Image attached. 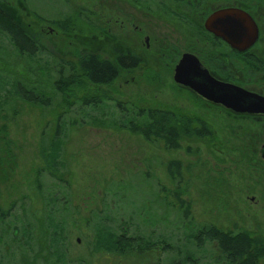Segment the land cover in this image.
Instances as JSON below:
<instances>
[{"label": "rangeland", "instance_id": "1", "mask_svg": "<svg viewBox=\"0 0 264 264\" xmlns=\"http://www.w3.org/2000/svg\"><path fill=\"white\" fill-rule=\"evenodd\" d=\"M0 1L15 2L18 24L33 30L36 44L34 55L19 54L0 32V264H226L213 244L196 242L197 229L264 239L263 120H230L158 83L144 84L141 99L124 86L88 87L96 105L81 93L75 107L58 105L52 84L75 61L65 53L89 36L80 0ZM44 24L63 34L61 47L54 36L47 43L57 53L40 41ZM17 84L40 103L24 102ZM156 108L191 118L193 127L203 122L211 135L167 150L130 132L143 120L139 111ZM43 139L55 140L54 162L42 157ZM173 162L176 180L167 173ZM59 221L58 241L44 242ZM120 239L133 248L117 250Z\"/></svg>", "mask_w": 264, "mask_h": 264}, {"label": "flooded vegetation", "instance_id": "2", "mask_svg": "<svg viewBox=\"0 0 264 264\" xmlns=\"http://www.w3.org/2000/svg\"><path fill=\"white\" fill-rule=\"evenodd\" d=\"M78 3H81V10H85L89 36L86 41L72 43L66 56L75 58L71 62L73 64L87 57L94 58L115 72L109 82L94 87L109 91L117 90L116 86L119 89L124 86L131 89L124 92L125 95L141 99L146 94L144 84H164L172 91L176 89L189 99L197 100L201 107L230 120L239 117L264 118V115L237 114L202 98L174 80L176 67L183 56L188 55L191 57L189 66L193 63L190 60L195 59L200 69L205 70L214 81L264 98V0H80ZM223 9L241 10L257 26L256 41L243 51L232 48L206 29L207 19ZM0 10L13 18L18 16L15 14V2L0 1ZM43 27L39 35L42 44L47 46L48 42H53L51 37L54 36L60 40L61 47L63 34L47 24ZM28 30L30 33L24 29L32 37L33 30ZM55 43L57 45L58 41ZM47 47L58 52L55 46ZM61 73L60 69L57 76ZM257 77L263 80L257 81ZM149 111L175 115L172 111L157 108L138 113L147 117ZM180 118L192 123L191 118ZM191 128L207 126L199 122Z\"/></svg>", "mask_w": 264, "mask_h": 264}, {"label": "trees", "instance_id": "3", "mask_svg": "<svg viewBox=\"0 0 264 264\" xmlns=\"http://www.w3.org/2000/svg\"><path fill=\"white\" fill-rule=\"evenodd\" d=\"M17 17L13 18L8 13L0 10V32L12 40L19 54L34 55L36 44L23 31V27L18 24ZM65 65L68 68V72L65 74L62 72L56 77L52 84V90L61 98L57 104H62L68 109L75 107L80 102V99L75 95L77 92L82 94L85 101L89 100L86 105H96V99L90 100V97H86L88 87L106 84L115 74L114 70L107 64L99 63L96 59L89 57L82 59L78 64L66 63ZM16 93L24 102L31 104L40 103L39 97L21 84L16 85ZM147 113V117L139 116L143 119L141 122L130 124V132L140 136L145 141H160L167 150H177L182 138H204L211 135L208 128H191V122L184 118H178L173 114L153 111ZM238 120L259 122L258 117H239ZM260 120L264 121V118ZM59 127L56 128V135L61 129ZM0 132L3 137L6 135L3 128ZM250 135L253 136L254 132L250 133ZM2 136L0 141H2ZM255 139H258V137L256 136ZM43 140L41 145L42 157L54 162L55 157L53 154L55 153L53 152H55L56 145H54V142L56 139L52 144L50 141L46 142V139ZM167 173L172 180L179 178V163H170L167 167ZM175 198L178 201V194L175 195ZM178 203L181 205L183 202L178 201ZM60 223V221L55 222L53 228L50 229L52 232L44 234V242L47 239L49 240L48 236L58 241L59 232L56 229ZM193 237L199 245L205 241L213 244L217 248L218 253L225 259L226 264H264V239L257 236L253 237L243 229L223 231L208 226L205 229H197ZM103 241L104 238L98 234L95 242L98 248L103 247ZM129 245L131 244L124 239H120L115 243V248L119 251H130L129 249L133 248V246L130 247ZM151 248L148 247V249ZM174 264L182 263L177 261Z\"/></svg>", "mask_w": 264, "mask_h": 264}, {"label": "water", "instance_id": "4", "mask_svg": "<svg viewBox=\"0 0 264 264\" xmlns=\"http://www.w3.org/2000/svg\"><path fill=\"white\" fill-rule=\"evenodd\" d=\"M206 29L220 37L232 48L243 51L258 36L254 21L238 9H223L213 13L206 21ZM184 55L175 69L176 83L192 89L202 98L221 104L237 114L264 115V98L244 89L214 81L195 59ZM264 160V145L260 149Z\"/></svg>", "mask_w": 264, "mask_h": 264}]
</instances>
